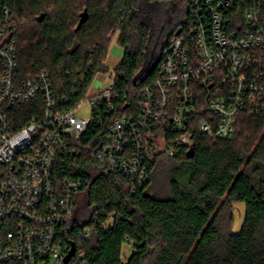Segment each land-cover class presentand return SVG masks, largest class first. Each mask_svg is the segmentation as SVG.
<instances>
[{
    "label": "built area",
    "instance_id": "2783aa9c",
    "mask_svg": "<svg viewBox=\"0 0 264 264\" xmlns=\"http://www.w3.org/2000/svg\"><path fill=\"white\" fill-rule=\"evenodd\" d=\"M184 2L181 33L132 107L113 80L92 88L107 73L75 106L57 101L46 73L18 83L16 41L0 31V222L11 228L0 264H66L75 194L88 185L83 165L97 160L135 192L149 162L191 147L194 131L232 138L239 116L264 117V0ZM86 102L88 118L79 115ZM27 104L34 113L18 127L12 108ZM94 220L114 225L112 214Z\"/></svg>",
    "mask_w": 264,
    "mask_h": 264
},
{
    "label": "trees",
    "instance_id": "16d2710c",
    "mask_svg": "<svg viewBox=\"0 0 264 264\" xmlns=\"http://www.w3.org/2000/svg\"><path fill=\"white\" fill-rule=\"evenodd\" d=\"M143 1L0 0V31L16 41L17 82L46 73L57 101L75 106L98 73H110L132 107L156 67L144 72L145 79L136 77L181 33L177 23L156 34ZM116 37L123 56L111 71L106 62ZM12 109L18 127L34 113L32 104ZM235 124L232 138L194 131L191 147L173 157L156 155L147 165L148 181L135 192L128 179L97 160L83 165L88 185L75 194L69 243L76 254L70 264H264V117L241 115ZM3 179L0 167V184ZM238 202L245 204V216L241 231L233 233L232 207ZM107 214L113 215L111 227L94 220ZM10 229L0 222V250ZM86 230L89 237L80 238ZM126 242L133 253L123 262Z\"/></svg>",
    "mask_w": 264,
    "mask_h": 264
},
{
    "label": "rangeland",
    "instance_id": "374dc122",
    "mask_svg": "<svg viewBox=\"0 0 264 264\" xmlns=\"http://www.w3.org/2000/svg\"><path fill=\"white\" fill-rule=\"evenodd\" d=\"M185 2L184 0H174L169 2L168 4L154 3L148 2L147 0L143 1V11L147 15V17L152 19L153 27L155 33H160V30L165 24L168 26H173L179 23L183 19L184 15ZM153 51H157L158 49H154ZM155 53L157 56L158 53ZM123 56V48L119 45L117 41V37L112 41L111 49L107 58V65L110 67L111 71L114 69L116 64H118ZM150 61V60H149ZM110 73H107L106 79L103 80L100 77H97L93 82L92 88H99L105 85H108L112 82L113 77L110 76ZM79 115L82 117H90L91 115V107L88 102L81 105L79 108ZM160 186L165 187V181L161 179ZM162 183V184H161ZM164 184V185H163ZM234 211V220L232 225V232L239 233L241 231V227L244 221L245 216V204L242 202L235 203L232 207ZM133 253V246L130 242H126L123 245L122 249V260L123 262H127Z\"/></svg>",
    "mask_w": 264,
    "mask_h": 264
},
{
    "label": "water",
    "instance_id": "95a60500",
    "mask_svg": "<svg viewBox=\"0 0 264 264\" xmlns=\"http://www.w3.org/2000/svg\"><path fill=\"white\" fill-rule=\"evenodd\" d=\"M87 17H88V13H87V11L85 10L84 13L82 14V18H81V21H80V25H81L82 23H84V22L87 20ZM158 62H159V59L156 60V62L154 63V65H153L151 68H150L148 65L145 66V67L142 69V71L138 74V76H137L136 78L140 77V76H141L145 71H147V70L149 71L148 73H150L151 70H152L154 67L157 66ZM75 254H76V245L73 244L71 250L69 251V253L67 254V256H66V258H65V262H66V264H68V263L71 261V259L75 256Z\"/></svg>",
    "mask_w": 264,
    "mask_h": 264
}]
</instances>
